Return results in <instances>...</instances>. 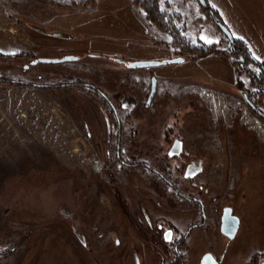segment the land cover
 Listing matches in <instances>:
<instances>
[{"label":"rangeland","instance_id":"obj_1","mask_svg":"<svg viewBox=\"0 0 264 264\" xmlns=\"http://www.w3.org/2000/svg\"><path fill=\"white\" fill-rule=\"evenodd\" d=\"M207 1L264 68V0ZM160 5L190 45L219 52L174 63L136 0H0V80L68 85L0 84V264H200L210 249L220 264H264V89L196 0ZM80 130L83 155L66 139ZM198 201L232 209L231 241L212 226L182 243Z\"/></svg>","mask_w":264,"mask_h":264},{"label":"trees","instance_id":"obj_2","mask_svg":"<svg viewBox=\"0 0 264 264\" xmlns=\"http://www.w3.org/2000/svg\"><path fill=\"white\" fill-rule=\"evenodd\" d=\"M161 0H136V4L139 8L144 12L145 17L151 23H153L158 29L163 32L168 33L171 36L172 42L169 44L174 51L177 53V58L180 62L182 59L190 57L191 60L204 57L208 54L219 52L216 43H212L211 45H205L202 42H199L198 45L192 46L190 45L184 37L181 35V30L178 28V20L176 15H168L166 12L161 10L160 5ZM203 13H205L208 19L214 24L216 22H221L217 17V14L212 10L210 5L207 3L206 8H202ZM222 23V22H221ZM230 56L234 59V65H241L244 74L247 76L249 82L253 85L255 82L256 87H263L264 89V68L263 66L255 60H252L251 54L248 52L247 48L240 40H236L232 38L230 44ZM1 56V55H0ZM252 64L259 68V76H257L256 80L251 72L248 70L247 65ZM253 81V82H252ZM0 84H8L11 86L23 87H38V88H62L68 85H54V86H43V85H32V84H24L22 82L8 81V80H0ZM77 87L79 84H74L72 87ZM236 88L239 89L238 83L235 84ZM98 93V91H96ZM263 95V94H261ZM245 101L252 107L253 104L250 103L246 97L243 95ZM186 236L182 239V243L185 241ZM181 243V244H182ZM9 252H0V259L7 256Z\"/></svg>","mask_w":264,"mask_h":264},{"label":"water","instance_id":"obj_3","mask_svg":"<svg viewBox=\"0 0 264 264\" xmlns=\"http://www.w3.org/2000/svg\"><path fill=\"white\" fill-rule=\"evenodd\" d=\"M197 3L199 4V6L201 8H206L207 4H206V0H196ZM215 26L220 30V32L227 38V40H229L230 42L232 41V36L231 33L229 32V30L227 29V27L220 23V22H216ZM252 57V56H251ZM254 58L252 57V60ZM67 62H71L74 60V58L72 57H67L64 59ZM179 59H175L173 60V62H178ZM160 65V63L158 62H134L131 63L129 65L130 68L132 69H137V68H147V67H154ZM156 88H157V83L155 81V79H151L150 81V92L148 94L147 97V101H146V106H149L150 103L152 102L155 93H156ZM258 116L264 120V114H262L261 112H257ZM239 227V219L237 216L232 215V211L231 208L227 207L223 210V214L221 217V233L227 237L228 239H232ZM201 264H216L215 261L213 260V258L210 255H206Z\"/></svg>","mask_w":264,"mask_h":264},{"label":"flooded vegetation","instance_id":"obj_4","mask_svg":"<svg viewBox=\"0 0 264 264\" xmlns=\"http://www.w3.org/2000/svg\"><path fill=\"white\" fill-rule=\"evenodd\" d=\"M206 4H207V0H206ZM221 23V22H220ZM216 23H214V25H215ZM217 28V27H216ZM217 30L220 32V30L217 28ZM221 33V32H220ZM222 34V33H221ZM223 35V34H222ZM224 36V35H223ZM225 37V36H224ZM226 38V37H225ZM226 42H227V44H228V46H229V49H230V44H231V42L229 41V40H227V38H226ZM150 81H151V78H150ZM108 104H110L111 105V103L109 102ZM249 105V104H248ZM250 106V105H249ZM254 106V105H253ZM253 110H255V107H252V106H250ZM111 110H112V112H113V114L116 116V112H115V109L114 108H111ZM255 112H257V111H255ZM139 166H142V165H139ZM145 167H147V165H144ZM212 205H209V206H207V207H204L201 203H199V201H198V210H199V214H201L200 215V218H201V223L200 224H196V225H192L191 227H190V229H188V231L186 232V234H185V236H186V239H187V237H188V235L190 234V230L191 229H207V230H210V229H212L211 227L213 226L215 229H218V230H220V233H221V217H222V214H223V210L225 209V208H227L228 206L226 205V206H224V207H222L221 209H217V208H214V206L213 207H211ZM210 207V208H209ZM205 208V209H204ZM208 208L210 209V212H211V214L209 215V212H208ZM230 208V207H229ZM231 211H232V209H231ZM208 212V213H207ZM232 215H234V213H233V211H232ZM236 216V215H235ZM210 218H214L213 219V221L210 219ZM209 219H210V221H209ZM239 219V218H238ZM212 221V222H211ZM210 222V223H209ZM212 223V224H211ZM239 223H240V221H239ZM191 232H192V230H191ZM237 233V232H236ZM222 234V233H221ZM223 235V234H222ZM236 235V234H235ZM184 236V237H185ZM224 236V235H223ZM225 237V236H224ZM225 238H227V237H225ZM234 238V237H233ZM232 238V239H233ZM186 239H185V241H186ZM228 239V238H227ZM232 239H228L229 241H231ZM182 241V240H181ZM181 244V243H180ZM179 247V244L177 245V248ZM205 252H207L206 253V255H210L212 258H213V260L215 261V263L216 264H220V262L221 261H219V259L217 258V257H215L213 254V252L211 251V249L210 250H208V251H205ZM206 255H204V257L206 256ZM203 257V258H204ZM203 258H202V260H203ZM250 259V258H249ZM202 260H201V262H202ZM247 263V262H246ZM245 263V264H246ZM201 264V263H200ZM249 264H250V262H249Z\"/></svg>","mask_w":264,"mask_h":264},{"label":"crops","instance_id":"obj_5","mask_svg":"<svg viewBox=\"0 0 264 264\" xmlns=\"http://www.w3.org/2000/svg\"><path fill=\"white\" fill-rule=\"evenodd\" d=\"M208 2V1H207ZM9 90V89H8ZM12 90V89H11ZM11 90H9V91H11ZM15 92V94H17V93H25V92H32V93H35V94H38V93H42V94H46V93H52V95L54 94H62V93H64V90H62V89H57L56 91H50V89L49 90H43V89H40V90H35V89H24V90H14ZM50 91V92H49ZM29 107H27L26 108V110L27 111H40L41 110V105H37V104H34V105H29V104H27ZM39 108V109H38ZM51 109V111H50V113L54 116V117H57V120L59 119V116H58V114H56L55 112H54V108L53 107H50ZM38 109V110H37ZM39 115H41V114H39ZM41 117V116H40ZM80 132H81V134H79V135H76V136H73V137H67L66 139L69 141V144H71V151L74 153V154H79V155H83V154H85V153H87L88 151H86V149H85V147H84V137H82V136H80V135H83V131L82 130H80ZM66 135H64V137H65ZM90 151H93V150H90ZM46 153H50V151H48V150H46L45 151ZM57 163L58 164H61V162H59V161H57ZM3 183H5V182H3ZM9 183V182H8ZM13 184H14V182H12ZM16 183V182H15ZM16 184H19V182L18 183H16ZM212 221H213V219L212 218H210ZM210 219H209V221H210ZM211 221V222H212ZM210 223V222H209ZM239 225H240V223H239Z\"/></svg>","mask_w":264,"mask_h":264},{"label":"snow or ice","instance_id":"obj_6","mask_svg":"<svg viewBox=\"0 0 264 264\" xmlns=\"http://www.w3.org/2000/svg\"><path fill=\"white\" fill-rule=\"evenodd\" d=\"M203 39H206V42H208V43H212L213 41H211V40H207V38H204V37H202ZM168 237L170 238L171 237V234L169 233L168 234Z\"/></svg>","mask_w":264,"mask_h":264}]
</instances>
